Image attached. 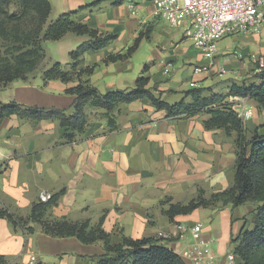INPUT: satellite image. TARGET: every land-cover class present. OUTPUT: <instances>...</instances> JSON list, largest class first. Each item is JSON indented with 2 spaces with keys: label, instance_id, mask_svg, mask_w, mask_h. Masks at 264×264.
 <instances>
[{
  "label": "crops",
  "instance_id": "obj_1",
  "mask_svg": "<svg viewBox=\"0 0 264 264\" xmlns=\"http://www.w3.org/2000/svg\"><path fill=\"white\" fill-rule=\"evenodd\" d=\"M48 1V21L52 22L93 0ZM127 1L118 6L102 2L78 17L92 29L117 35L105 49L82 57L81 66L93 68L90 84L100 94L131 91L136 80L145 75L146 87L166 104L190 103L187 93L193 89H204L205 96L221 95L224 102L232 104L231 85L254 81L256 61L264 58V31L224 37L217 44V54L208 59L193 47L185 22L170 26L155 17L151 0H131L133 10ZM146 29L151 30L148 38L136 49L144 53L106 62L109 56L124 53ZM86 40L67 34L47 47L51 62L67 65L69 53ZM198 68L200 72L195 71ZM73 85L16 81L0 89V103L71 113L74 96L64 91ZM250 104L255 111L244 122L247 138L264 121V112L252 100ZM86 117L84 132L71 142L57 121L21 120L13 115L0 122V210L27 220L40 195L63 191L43 221H87L93 228L102 219L101 228L115 244L122 237L157 239L159 232H168L172 238L160 243L178 256L191 239H178L176 226L200 224L201 237L215 255L214 264H228L230 240L245 224L252 226L254 203L238 207L217 204L172 220L165 212L170 204H187L199 195L209 199L233 185L236 134L206 130L203 122L208 120L207 114L166 118L148 99L118 105L108 114L88 108ZM258 133L264 134V130ZM24 227L32 233L0 218V257L5 264H31L32 259V264H96L104 253L101 242L86 245L75 237H51L40 224L30 221ZM234 263L241 261L236 258Z\"/></svg>",
  "mask_w": 264,
  "mask_h": 264
},
{
  "label": "trees",
  "instance_id": "obj_2",
  "mask_svg": "<svg viewBox=\"0 0 264 264\" xmlns=\"http://www.w3.org/2000/svg\"><path fill=\"white\" fill-rule=\"evenodd\" d=\"M125 0H93L89 5L75 11L59 15L48 22L51 4L48 0H0V89L13 82L26 83L27 76L34 71L40 59L45 56L43 44L58 42L67 34L85 37L87 40L69 53V63L62 65L52 63L41 71L42 86L48 82L58 81L62 84H74L64 93L74 96L72 111L55 108H39L20 105L16 102L0 103V122L15 115L21 120H52L64 128V137L71 142L76 134L85 130L88 108L102 109L107 114L118 105L130 104L141 99H148L159 111L166 113V118L194 117L207 114L203 122L206 130L219 129L226 135L236 134V160L233 185L224 191L217 192L209 199L199 195L187 204H170L165 214L172 220L179 215H189L198 208L214 207L217 204H231L238 207L246 202L254 203L251 227L246 224L240 233L230 240L234 261L239 258L240 264H264V121L250 138L246 137L244 122L238 117L233 105L224 102L221 95L205 96L204 89H193L188 96L190 103L180 101L176 104L162 102L147 88L148 78L143 76L136 80L131 91H111L100 94L90 84L93 68H83L82 57L88 52H98L109 46L116 34L103 33L79 22L80 13L94 8L102 2H111L113 6L121 5ZM24 23V27L21 24ZM150 29L139 33L131 47L124 53L109 56L106 62H116L129 58L137 49L140 41L148 38ZM2 48H7L5 51ZM14 48V49H11ZM11 49V50H10ZM3 50V51H2ZM147 72V68L144 69ZM252 83L232 84L229 96L248 98L255 102L259 111L264 112V67L254 72ZM112 123V119H109ZM63 191L51 195L46 202L38 201L32 207L27 220L16 218L6 210H0V218L6 219L13 227L25 229L26 221L40 224L42 231L58 238L75 237L82 244L101 242L103 255L96 264H185L180 256L160 243V240L143 238L133 240L122 237L118 244L111 240V235L101 228L90 227L88 222L71 223L66 220L43 221L47 210L57 204ZM0 264H5L0 257Z\"/></svg>",
  "mask_w": 264,
  "mask_h": 264
},
{
  "label": "built area",
  "instance_id": "obj_3",
  "mask_svg": "<svg viewBox=\"0 0 264 264\" xmlns=\"http://www.w3.org/2000/svg\"><path fill=\"white\" fill-rule=\"evenodd\" d=\"M129 9L133 10L131 0L127 1ZM153 15L170 26L186 23L189 38L193 47L204 57L212 59L217 54L218 42L235 33L259 34L264 31V0H151ZM258 69L264 67V58L257 61ZM200 72L201 69L195 70ZM231 103L238 107L235 110L238 117L248 121L253 117L254 106L248 98L233 97ZM50 195H40L39 200L46 202ZM178 239L189 236L191 243L179 256L189 264H214L215 255L208 244L202 239L203 227L200 224L192 226H176ZM159 240H169L167 232L157 234ZM31 260V264L32 261ZM228 264L234 263V255H226Z\"/></svg>",
  "mask_w": 264,
  "mask_h": 264
},
{
  "label": "rangeland",
  "instance_id": "obj_4",
  "mask_svg": "<svg viewBox=\"0 0 264 264\" xmlns=\"http://www.w3.org/2000/svg\"><path fill=\"white\" fill-rule=\"evenodd\" d=\"M21 27H24V23L21 24ZM231 38L232 37H230V39ZM225 41L228 42L227 39ZM1 44L2 43L0 42V46H1ZM51 45H56V44H55V42H47V43L43 44V49H44L45 56L38 61L34 71H32V73L27 76L26 84L33 85V84H39L40 82L42 83L41 78H40L41 77L40 76L41 71L44 68H46L47 66H50L52 63H54V62H51V57L49 56V52H48V49H47V47H50ZM2 49H4V51H5L7 48L6 49L2 48ZM11 49H14V48H11ZM143 50H144V48H143ZM134 53H144V52H142V51L139 52V50H136ZM56 58H58V56H56ZM55 62H59V61L57 60Z\"/></svg>",
  "mask_w": 264,
  "mask_h": 264
}]
</instances>
